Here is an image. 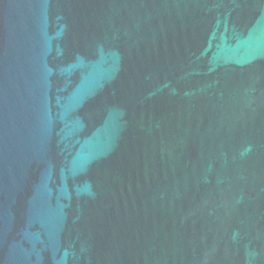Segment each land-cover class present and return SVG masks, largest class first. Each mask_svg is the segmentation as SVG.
I'll use <instances>...</instances> for the list:
<instances>
[{"label":"water","instance_id":"water-1","mask_svg":"<svg viewBox=\"0 0 264 264\" xmlns=\"http://www.w3.org/2000/svg\"><path fill=\"white\" fill-rule=\"evenodd\" d=\"M0 264H264V0H0Z\"/></svg>","mask_w":264,"mask_h":264}]
</instances>
